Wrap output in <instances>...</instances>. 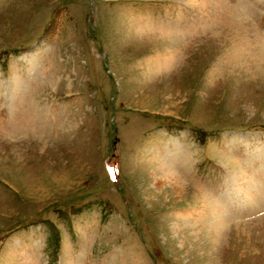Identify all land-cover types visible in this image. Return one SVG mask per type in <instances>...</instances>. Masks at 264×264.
<instances>
[{
  "label": "rangeland",
  "instance_id": "1",
  "mask_svg": "<svg viewBox=\"0 0 264 264\" xmlns=\"http://www.w3.org/2000/svg\"><path fill=\"white\" fill-rule=\"evenodd\" d=\"M0 264H264V0H0Z\"/></svg>",
  "mask_w": 264,
  "mask_h": 264
},
{
  "label": "bare ground",
  "instance_id": "2",
  "mask_svg": "<svg viewBox=\"0 0 264 264\" xmlns=\"http://www.w3.org/2000/svg\"><path fill=\"white\" fill-rule=\"evenodd\" d=\"M178 153V152H177ZM180 156V155H179ZM167 162V161H166ZM174 162H176V156H173V158L168 161V164L170 163L171 165H174ZM165 163V162H164ZM170 165V166H171ZM172 165V166H173ZM171 166V167H172ZM170 167V168H171ZM177 172L171 168V170L167 169H161V176H160V181L161 183H168L172 188H174L177 192L183 191V185L178 181V178L175 174ZM220 226V224H218Z\"/></svg>",
  "mask_w": 264,
  "mask_h": 264
}]
</instances>
